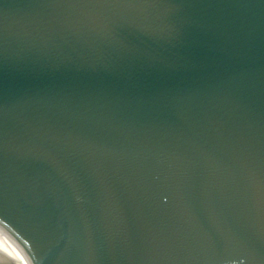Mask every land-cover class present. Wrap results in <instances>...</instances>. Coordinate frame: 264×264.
<instances>
[{"label": "water", "instance_id": "obj_1", "mask_svg": "<svg viewBox=\"0 0 264 264\" xmlns=\"http://www.w3.org/2000/svg\"><path fill=\"white\" fill-rule=\"evenodd\" d=\"M0 222L31 264H264V0H0Z\"/></svg>", "mask_w": 264, "mask_h": 264}, {"label": "bare ground", "instance_id": "obj_2", "mask_svg": "<svg viewBox=\"0 0 264 264\" xmlns=\"http://www.w3.org/2000/svg\"><path fill=\"white\" fill-rule=\"evenodd\" d=\"M9 258L20 263L35 262L31 252L0 222V259Z\"/></svg>", "mask_w": 264, "mask_h": 264}]
</instances>
